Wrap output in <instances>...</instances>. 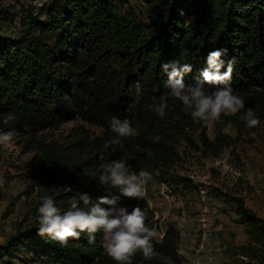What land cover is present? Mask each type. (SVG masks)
Listing matches in <instances>:
<instances>
[{"label": "trees", "instance_id": "16d2710c", "mask_svg": "<svg viewBox=\"0 0 264 264\" xmlns=\"http://www.w3.org/2000/svg\"><path fill=\"white\" fill-rule=\"evenodd\" d=\"M147 3L154 17L146 23L131 12L118 14L115 0H50L36 14L12 13L22 31L0 44V128L36 132L77 118L100 127L98 140L105 144L117 138L110 128L114 115L129 119L136 129L147 118V124H153L158 117L156 105H151L155 93L170 92L163 63L191 65L184 81L192 85L207 66L209 52L215 50H226L222 72L234 60L231 84L239 94L264 89V0ZM4 14L0 9V21L12 20ZM248 100L264 104L257 92ZM167 103L166 114L183 115L180 101L176 106ZM119 139L121 155L131 167L146 170L153 163H172L171 151L157 137ZM91 158L76 160L68 151L46 157L40 177L62 213L78 193L89 194L92 203L104 195H118L115 188L100 184V170ZM80 206L90 207L82 201ZM117 206L129 212L140 207L146 226L156 229L153 210L144 201L121 197ZM238 213L239 222L254 237L264 238L258 217L240 207ZM35 220L0 244V258H11L25 248L52 264H115L103 249L102 231L95 234L94 243H88L84 232L79 240L61 246L48 235H38L37 212ZM178 240V232L167 226L161 237L152 239L156 255L144 260L138 252L133 264H181Z\"/></svg>", "mask_w": 264, "mask_h": 264}, {"label": "rangeland", "instance_id": "374dc122", "mask_svg": "<svg viewBox=\"0 0 264 264\" xmlns=\"http://www.w3.org/2000/svg\"><path fill=\"white\" fill-rule=\"evenodd\" d=\"M48 1L0 0L1 11L12 17L0 21V44L3 38L15 39L21 34L12 13L36 14ZM115 2L118 14L131 12L143 23L154 17L147 0ZM256 92L264 99V89L240 94L244 109L235 115L222 114L218 122L207 126L194 122L181 104V117L176 112L166 118L158 116L151 122L154 128L147 118L137 128L135 138L158 137L172 153L170 165L153 163L146 169L152 180L146 185V197L139 200L153 210L156 238L167 226L178 232L181 264H264V238L254 237L249 227L239 222L238 213L239 207L243 208L264 225V104L248 100ZM162 95L174 106L179 101L170 92H156L151 105ZM249 108L260 119V125L252 129L240 119ZM9 131L15 133L13 140L0 145V244L36 224L40 196L50 195L40 177L50 153L68 151L76 160L91 156L99 170L100 164L123 158L121 142L104 148L98 140L101 128L77 118L36 132L0 128V133ZM131 168L137 173L141 170ZM102 246L105 250L104 236ZM26 251L23 248L11 258H0V264H52Z\"/></svg>", "mask_w": 264, "mask_h": 264}, {"label": "clouds", "instance_id": "9594fccd", "mask_svg": "<svg viewBox=\"0 0 264 264\" xmlns=\"http://www.w3.org/2000/svg\"><path fill=\"white\" fill-rule=\"evenodd\" d=\"M224 51L226 50L209 52L207 66L192 85H186L184 81L185 74L192 71L191 65H181L178 61L161 65L162 72L167 77L165 87L170 90L171 97L182 102L183 111L194 122L205 126L218 122L222 114L235 115L245 108L243 97L231 84L234 60L228 61L226 70L221 71L225 66L221 58ZM135 87L138 103L139 83ZM168 107L167 98L162 95L155 106V112L163 118ZM240 119L248 129L260 125L259 117L251 108ZM110 128L117 138L105 142L104 148L119 144V138H131L138 134L129 119H121L115 115L110 119ZM14 136L12 131L0 133V145L11 143ZM100 170V184L118 189L120 195H104L92 203L89 194L78 193V199H73L70 208L62 213L54 199L44 194L40 196L37 208L38 235H48L59 245L66 246L70 239L79 240L84 232L88 234V243H94L95 234L102 231L105 253L115 264H133V258L138 252L142 253L144 260H151L156 255L152 244V239L157 235L156 229L146 226V214L140 207L129 212L127 208L117 205L121 196L144 199L146 185L152 180V173L145 169L137 173L123 158L100 164ZM81 201L83 205L90 207H81Z\"/></svg>", "mask_w": 264, "mask_h": 264}]
</instances>
